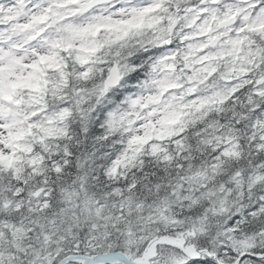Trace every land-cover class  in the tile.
Listing matches in <instances>:
<instances>
[{
	"label": "snow or ice",
	"instance_id": "obj_1",
	"mask_svg": "<svg viewBox=\"0 0 264 264\" xmlns=\"http://www.w3.org/2000/svg\"><path fill=\"white\" fill-rule=\"evenodd\" d=\"M0 264H264V0H0Z\"/></svg>",
	"mask_w": 264,
	"mask_h": 264
}]
</instances>
